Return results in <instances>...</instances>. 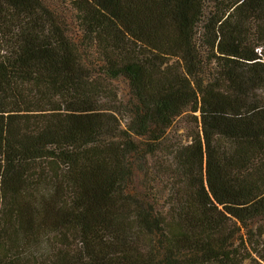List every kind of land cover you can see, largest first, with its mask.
Here are the masks:
<instances>
[{
  "label": "trees",
  "instance_id": "obj_1",
  "mask_svg": "<svg viewBox=\"0 0 264 264\" xmlns=\"http://www.w3.org/2000/svg\"><path fill=\"white\" fill-rule=\"evenodd\" d=\"M72 5L0 0V264H264V0Z\"/></svg>",
  "mask_w": 264,
  "mask_h": 264
},
{
  "label": "rangeland",
  "instance_id": "obj_2",
  "mask_svg": "<svg viewBox=\"0 0 264 264\" xmlns=\"http://www.w3.org/2000/svg\"><path fill=\"white\" fill-rule=\"evenodd\" d=\"M46 4H48L50 7H52L58 14V16L62 19L65 20V22L67 23V25L69 26L70 31L74 34V32L77 31V26H76V17H75V10L73 9V5H72V0H43ZM217 6H216V0H205V16L202 19V22L199 24V30L203 31V24L205 21H207V19L209 18V16H211L214 11L217 10ZM198 37H201L198 36ZM207 60V58H206ZM210 64L207 63L206 66V70L210 71ZM110 86L112 88V97H113V93L115 94V99L125 103L128 99V94H129V87L127 84V81L123 78V77H118L115 79L110 80ZM198 112H196L197 114ZM119 116V121L121 124V127H125L126 126V122L128 120L127 115H123ZM196 119L187 115V114H183L182 116H179L175 119V121L173 122L172 126L169 128L168 130V135L167 138L165 139V143L168 145H164L169 147V145H171V143H176V142H182V143H187L190 140V131L195 128L196 124H195ZM163 146V147H164ZM161 148H159L158 151V155L159 156H164L166 154V149L160 150ZM164 161L162 160V163ZM166 181L163 182H157L156 181H148L146 179L143 178V176L141 175V173L137 174L136 179L138 177V179L136 180V184L139 188L142 187L143 184H145L146 186H150L151 190L153 191V189H155V187L157 185L162 186V189L164 190V187H166V185H169L172 183L171 180V175H162ZM143 188V187H142ZM167 197V193L165 192H160L158 191V194L155 195V198L159 201V202H166L165 198ZM74 245V243H73Z\"/></svg>",
  "mask_w": 264,
  "mask_h": 264
}]
</instances>
